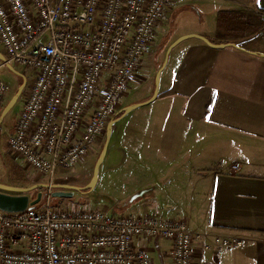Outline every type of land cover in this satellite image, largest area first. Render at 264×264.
<instances>
[{"label": "built area", "instance_id": "built-area-1", "mask_svg": "<svg viewBox=\"0 0 264 264\" xmlns=\"http://www.w3.org/2000/svg\"><path fill=\"white\" fill-rule=\"evenodd\" d=\"M173 0H0V45L31 73L7 139L25 167L52 180L93 150L136 79ZM10 88L0 81V109ZM232 169H237L234 165ZM172 242L173 264H193L196 238L182 220L65 210L49 203L0 210V264H152L135 239ZM215 236L222 255L242 247Z\"/></svg>", "mask_w": 264, "mask_h": 264}, {"label": "crops", "instance_id": "crops-1", "mask_svg": "<svg viewBox=\"0 0 264 264\" xmlns=\"http://www.w3.org/2000/svg\"><path fill=\"white\" fill-rule=\"evenodd\" d=\"M253 3L256 15H249L245 30L252 29L250 18L258 17V32L251 30L242 37L221 35L219 15L236 9L234 0H216L209 15L216 19L213 30L171 37L168 48L179 38L191 35L202 36L215 46L192 37L175 45L162 65L155 99L144 104L154 93V80L150 94L118 107L116 112L143 103L116 124L144 108L150 112L149 119L112 128L111 138L115 132L116 142L123 150L126 144L128 149L137 148L134 160H146L148 165L159 168L158 173L150 172L153 167L147 168L154 176H165L173 166L181 167L182 160L188 161L185 149L189 128L211 145L215 156H205L196 170H188L185 162L184 169L176 172L185 177L186 183L181 190L185 193L184 202L177 204L178 211H171V207L167 212L159 210L150 189L137 204L138 216L182 220L188 225L196 237L193 264H264V0ZM175 4L173 0L167 12ZM224 26L230 32L229 25ZM179 47V53L171 60L169 56ZM3 56L6 59L4 53ZM172 160L179 163L173 165ZM234 165L237 169H232ZM122 209L126 207L120 212L126 216ZM173 213L174 218H170ZM215 236L237 237L243 245L218 256L213 250L204 249L212 245ZM133 245L136 250H143L152 264H173L172 242L168 240L135 239Z\"/></svg>", "mask_w": 264, "mask_h": 264}, {"label": "rangeland", "instance_id": "rangeland-1", "mask_svg": "<svg viewBox=\"0 0 264 264\" xmlns=\"http://www.w3.org/2000/svg\"><path fill=\"white\" fill-rule=\"evenodd\" d=\"M175 1L176 4L173 10L167 12L161 27L155 30L152 48L148 54L142 57L136 79L130 83L125 95L120 99L111 120L119 116V112L116 113L118 107H122L133 100H139L152 92L156 74L168 56L167 50L171 37L173 39L181 34H187L195 30H213L216 19L209 17V15H212L211 10H213L216 0ZM253 2L254 0H234L235 12L245 15L248 19L250 14L256 13ZM201 14H204V16ZM239 29L240 26L230 27V32H228L224 26L221 30V35L236 37L239 34ZM180 49L181 47L173 51L171 56H169L171 60L179 53ZM0 52L4 53L1 45ZM11 66L16 72L24 76L26 86L18 102L0 125V184L17 188H28L37 184L85 188L92 179L95 163L105 142V134L84 160L67 170L57 171L51 181L45 179L36 171L25 167L18 156L9 152L7 139L13 132L15 120L22 108L24 95L31 80L29 71L14 64H11ZM0 81L7 84L10 88V92L4 99L3 106L0 109L1 112L7 101L20 86L22 80L0 63ZM145 111L144 108L143 110L132 112L124 118L122 123H115L116 127H121L139 119L148 120L150 112ZM187 137L189 140L185 151L188 161H181L182 166L179 167L181 171L184 169L185 162L188 170H196V168L201 166L205 156L212 157L216 155L203 136L197 135L196 137L193 128H189ZM119 145L116 142L114 132L108 145L106 156L99 167L97 181L91 190H84L82 193L74 191L72 197L67 198H51L50 193L56 190H41L43 196L38 206L49 203L51 206L61 210H99L109 215L120 217L122 216L120 213L121 208L126 207V209H122L124 215L132 214L138 216L139 209L137 204L143 201V198H146L143 193L149 192L150 189L154 196L153 203L159 210L167 212L169 207H171V211L176 212L177 204H183L184 202L183 196L185 193H182L181 190L186 185L185 177L176 173H179L178 166H173L165 176L151 175L148 173L147 168H152L153 164L148 165L146 160H134L138 154L137 148L133 149V151L130 147L128 149L126 144V149L124 148L123 150ZM182 151L184 150L182 149ZM142 154L146 157L145 152ZM172 163L173 165L178 164L179 161L172 160ZM158 169L153 167L150 172L156 173L157 171L158 173ZM132 191L134 192L131 193ZM37 192L36 190L29 192V198L34 199ZM133 199L134 201H131ZM127 208L131 209L128 210ZM174 216L175 214L173 213L170 218H174Z\"/></svg>", "mask_w": 264, "mask_h": 264}, {"label": "water", "instance_id": "water-1", "mask_svg": "<svg viewBox=\"0 0 264 264\" xmlns=\"http://www.w3.org/2000/svg\"><path fill=\"white\" fill-rule=\"evenodd\" d=\"M189 37L199 39L208 46H211V47L215 46V45L211 44L206 38H204L202 36H197V35L185 36V37H182V38H179L178 40H176L168 48L167 55H169V52L171 51V49L175 45H177L178 43H180L181 41H183L184 39H187ZM220 46H224V45H220ZM0 63L3 66H5L8 70H10L12 73H14V75L19 76L22 80L20 86L16 89V91L14 92V94L12 95V97L10 98L8 103L4 106V108L0 112V125H1L2 122L4 121L5 117L10 113V111L13 109V107L18 102L19 98L21 97L22 92L26 86V80L21 74L17 73L12 68V66L7 62V60L5 59V57L3 56V54L1 52H0ZM162 69H163V66L156 75L155 90H154V93H153L151 99L144 104L152 102L155 99V97L157 96V91H158V86H159V74L161 73ZM144 104L143 103L142 104H135V105H132V106H129V107L122 109L121 112L119 113V116L117 118H114L113 120H111L108 123L106 130H105V142H104L103 148L100 152V155H99V157L95 163V166L93 169L92 179H91L90 183L88 184V186H86L85 188H76V187H69V186L37 184V185H33L31 187H28V188H17V187H11V186H6V185L0 184V210L4 211L6 213H18V212H22L26 209L34 208V207L38 206L41 202V199L43 196V193L41 192V190H48V191L56 190V191H53L50 193L51 198H67V197H72L74 191L82 193L84 190H91L95 186V183L97 181L99 167L102 164V162L106 156L107 148H108V145L110 142L113 126L115 125V123H117V121L121 117H123L124 115L130 113L131 111H133L137 107H140L141 105H144ZM35 190L38 191L36 194V197L34 199H30L28 196V193L31 191H35Z\"/></svg>", "mask_w": 264, "mask_h": 264}, {"label": "trees", "instance_id": "trees-1", "mask_svg": "<svg viewBox=\"0 0 264 264\" xmlns=\"http://www.w3.org/2000/svg\"><path fill=\"white\" fill-rule=\"evenodd\" d=\"M257 10L261 11L258 8H257ZM247 20L248 19L245 17V15L243 16L242 14L237 13V12H223V13H221L219 15V23H220L221 27H224L225 24L229 25V27L240 26V29H239V34L240 35H243V34H245L247 32L249 33L251 30H252L251 31L252 33L258 32V30H260L259 28L261 26V21H260V19L258 17L250 18V21H251L250 27L252 29L251 30H245V25H246L245 23H247ZM8 101H7V103H8ZM2 106H3V104H2ZM208 109H209V106L207 107V111H208Z\"/></svg>", "mask_w": 264, "mask_h": 264}]
</instances>
